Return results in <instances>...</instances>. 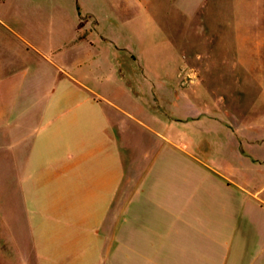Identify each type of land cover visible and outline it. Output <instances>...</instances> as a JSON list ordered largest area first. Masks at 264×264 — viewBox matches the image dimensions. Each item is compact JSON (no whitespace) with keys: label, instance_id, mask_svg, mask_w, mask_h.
I'll return each mask as SVG.
<instances>
[{"label":"rangeland","instance_id":"obj_1","mask_svg":"<svg viewBox=\"0 0 264 264\" xmlns=\"http://www.w3.org/2000/svg\"><path fill=\"white\" fill-rule=\"evenodd\" d=\"M5 6V22L31 31L40 48L44 40L58 43L32 67H46V110L63 113L56 133L77 137L83 154L98 133L105 141L101 160L109 164L112 157L109 168L120 186L135 171L177 173L208 190L212 203L264 204V0H11ZM79 10L107 11L111 42L119 47H104L89 32L95 46L77 39L87 24ZM71 78L101 99H89ZM71 110H104L106 119L98 115L99 130L91 135V116L76 122ZM190 110L199 119H189ZM63 140L56 141L61 154ZM98 159L86 160L95 172ZM81 162L73 167L50 158L35 164L44 177L0 183L71 191L74 180L92 188L90 165Z\"/></svg>","mask_w":264,"mask_h":264},{"label":"crops","instance_id":"obj_2","mask_svg":"<svg viewBox=\"0 0 264 264\" xmlns=\"http://www.w3.org/2000/svg\"><path fill=\"white\" fill-rule=\"evenodd\" d=\"M10 1L0 0V180L44 177L45 171L35 173V164L54 158L73 167L77 161L90 165L93 187L84 181L76 186L74 180L71 191L0 183V264H264L261 200L212 203L209 191L189 183L188 176L147 170L129 174L120 186L109 168L112 157H106L109 164L101 160L105 141L98 133L91 142L80 140L90 147L84 154L77 137L67 140L56 133L61 127L54 123L63 113L49 105L46 110V67H32L40 57L46 61V50H57L58 43L44 40L40 48L31 31L8 25L3 17ZM78 15L87 24L77 30V39L95 46L96 38L86 37L93 33L102 46L114 50L107 11L79 10ZM98 56L100 52L92 57ZM71 79L89 99H101ZM70 112L76 122L91 116V135L99 130L98 115L106 119L104 110ZM188 118L199 119L198 113L190 110ZM61 138L62 154L57 151ZM94 155H99L96 172L86 161Z\"/></svg>","mask_w":264,"mask_h":264}]
</instances>
